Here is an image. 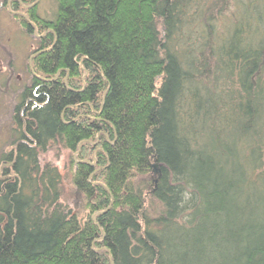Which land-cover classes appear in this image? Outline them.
<instances>
[{"label":"trees","instance_id":"16d2710c","mask_svg":"<svg viewBox=\"0 0 264 264\" xmlns=\"http://www.w3.org/2000/svg\"><path fill=\"white\" fill-rule=\"evenodd\" d=\"M57 6L19 13L43 77L0 155V264H264V0ZM54 143L78 150L83 221L40 163Z\"/></svg>","mask_w":264,"mask_h":264},{"label":"rangeland","instance_id":"374dc122","mask_svg":"<svg viewBox=\"0 0 264 264\" xmlns=\"http://www.w3.org/2000/svg\"><path fill=\"white\" fill-rule=\"evenodd\" d=\"M24 6L22 9L11 6L12 11L4 8V5L0 6V155L12 147V115L19 102L21 90L30 86L34 76L43 77L35 74L32 69L33 57L43 51L40 40L45 33L42 34L36 26H33V33H27L20 24L22 17L19 13L27 19L29 11L34 8L38 16L49 19L53 18L58 7L57 0H36L35 3ZM50 145L41 155L40 163L56 166L62 176L61 200L70 207L79 209L78 217L83 221L87 215L83 207L85 197L71 186L69 176L72 170L71 161L77 162L78 150L71 152L59 144ZM7 164L0 162V178L7 177L4 174L5 170H2L4 166H9ZM90 164L95 167L94 172L98 171V167L96 168L93 162ZM153 165L156 167L154 168ZM158 170L157 164L153 163L148 177L156 180L160 173ZM91 217L94 218V214Z\"/></svg>","mask_w":264,"mask_h":264},{"label":"flooded vegetation","instance_id":"af4514ba","mask_svg":"<svg viewBox=\"0 0 264 264\" xmlns=\"http://www.w3.org/2000/svg\"><path fill=\"white\" fill-rule=\"evenodd\" d=\"M12 1L14 0H1L0 6L4 5V8L6 7L8 10L10 9L9 11H12L10 8Z\"/></svg>","mask_w":264,"mask_h":264},{"label":"water","instance_id":"95a60500","mask_svg":"<svg viewBox=\"0 0 264 264\" xmlns=\"http://www.w3.org/2000/svg\"><path fill=\"white\" fill-rule=\"evenodd\" d=\"M154 166V168L156 167V165H153Z\"/></svg>","mask_w":264,"mask_h":264}]
</instances>
